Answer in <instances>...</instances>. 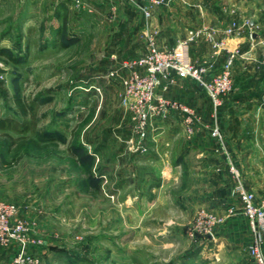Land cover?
I'll return each mask as SVG.
<instances>
[{
    "label": "rangeland",
    "instance_id": "obj_1",
    "mask_svg": "<svg viewBox=\"0 0 264 264\" xmlns=\"http://www.w3.org/2000/svg\"><path fill=\"white\" fill-rule=\"evenodd\" d=\"M10 1L2 4L4 10L0 9V49L9 53L0 55V66L5 69L1 78L8 89V95L0 92V200L18 206L16 219L26 220L29 230L25 237L21 233L0 245V264H199L193 255L184 253L198 249L196 238L202 235L198 224L204 227L202 215L213 213L201 207L195 218L188 219L186 210L178 207L175 199L188 193V179L183 187L170 188L157 206L154 187H121L125 162L119 155L124 152L121 142L127 139L128 149L149 154L152 146L148 139L162 134V129L154 127L155 121L171 111L149 119L145 126L146 150H135L129 140L138 139L137 108L129 107L122 95L117 97L114 118H110L114 133L110 135L119 150L115 151L117 174L111 179L106 174L107 159L98 160L92 144L93 136L108 133L109 104L105 98L98 103L79 79L99 61L104 48L54 44L58 23L71 26L74 17L48 16L50 11L53 13L48 7L53 3L48 0H37L40 4L34 8L30 0ZM169 1L153 5L152 11ZM259 9L264 11L263 0ZM79 18L86 31L91 17ZM111 19L106 12L100 20L109 23ZM259 19L264 25V14L260 13ZM127 35L139 41L137 49L130 43L121 47L126 56L133 58L149 51L150 37L162 49L173 47L161 46L149 31L136 30ZM193 42V62L211 64V73L218 72L223 65L203 58L202 44ZM262 43L255 50L257 64L242 69L238 76L233 73V89L237 83L246 86L247 76L255 74L259 76L255 88L264 91ZM176 80H167L160 87L166 91ZM160 87L152 97L153 104H160L162 98L177 100L161 93ZM16 95L24 98L26 114L15 102ZM120 109L123 113L118 120ZM229 173L235 185L230 165Z\"/></svg>",
    "mask_w": 264,
    "mask_h": 264
},
{
    "label": "crops",
    "instance_id": "obj_2",
    "mask_svg": "<svg viewBox=\"0 0 264 264\" xmlns=\"http://www.w3.org/2000/svg\"><path fill=\"white\" fill-rule=\"evenodd\" d=\"M7 1L0 0V9L4 10L2 4ZM80 1L81 5L76 0H48L53 3L48 5L53 12L50 11L48 16L74 17L71 26H64L63 21L58 23L55 29L58 37L53 39L54 44L71 48L86 45L104 48L99 61L79 79L91 89L98 103L105 98L109 104L106 127L110 132L107 129V135L93 136L92 144L96 146L98 160L107 159L106 174L111 179L117 174L115 151L119 149L110 135L114 133L110 118H114L115 101L122 95L124 79L130 72L125 62L133 58L126 56L121 47L130 43L129 46L137 49L139 42L130 39L128 33L149 31L161 46L172 47L187 37L191 30L198 31L200 33L194 41L202 44V57L209 58L217 66L225 63L231 51L240 49L241 55L237 56L233 67L234 76L257 64L255 50L264 42V29L260 30L263 22L259 19L260 13L264 14V11H259L262 10L259 9L261 0H170L153 11L149 18L140 8L124 0ZM30 2L31 8L40 4L37 0ZM106 12L112 16L109 23L100 20ZM79 16L91 17L86 31L80 26ZM233 22H237L239 28L229 35L225 29ZM215 27L217 32L210 41L209 34ZM217 40H224L225 44L216 46L214 42ZM147 43L145 40L144 44ZM111 71L115 75L110 76ZM246 79L247 85L243 87L237 83L216 109L207 91L197 86L193 79L177 78L168 90L160 87V92L193 107L202 118V127L193 123L195 130L189 133L184 115L172 110L168 116L155 121L154 127L162 129V134L148 139L152 146L149 154L128 149L127 139L121 142L124 152L119 155L125 161L121 187H154V204L157 206L166 198L170 188L183 187V181L188 179L185 187L188 193L175 199L178 207L186 210L188 219L195 218L201 207L211 209L219 218L212 228L214 238L206 240L200 235L196 238L198 249L184 253L189 257L193 255L199 264H253L249 249L254 242V234L240 199L232 193L234 184L229 173L230 163L235 164L244 176L246 187L257 196L264 194V108L261 107L264 105V91L255 88L259 76L249 74ZM260 97H263L261 103ZM118 104L120 107L119 101ZM117 111L119 120L122 109ZM215 125L222 131L221 140L211 135Z\"/></svg>",
    "mask_w": 264,
    "mask_h": 264
},
{
    "label": "built area",
    "instance_id": "obj_3",
    "mask_svg": "<svg viewBox=\"0 0 264 264\" xmlns=\"http://www.w3.org/2000/svg\"><path fill=\"white\" fill-rule=\"evenodd\" d=\"M128 4L137 5L144 15L149 18L152 16V6L164 3L167 0H124ZM81 5L80 0H76ZM237 22L229 25L225 32L233 34L238 29ZM217 29L211 31L209 40L214 39ZM200 32L191 30L187 37L180 39L172 48L162 49L157 42L150 37L149 51L143 55L129 59L125 62V67L129 69V75L124 79V89L122 92L123 101L134 109L136 112L135 119L138 124L135 125V132L138 139L131 138L129 140L135 150L145 151L144 137L146 135L145 126L150 118L156 116H164L169 111H180L184 115V120L188 124V132L193 133L195 127L193 123L202 127V118L197 114L195 109L180 101L160 100V104L152 103V97L155 91L165 81H174L175 78H189L200 83L207 91L214 107L217 109L223 104L224 96L229 94L233 89V65L237 56L241 55L239 48L231 51L229 57L219 69L218 72L211 73V64H196L191 56V46L195 37ZM216 46L225 44L224 40L215 41ZM110 76L115 75L114 71L109 73ZM167 85L164 87L166 88ZM212 137L221 140L222 131L218 125L211 129ZM134 145V146H133ZM230 171L235 179L232 193L237 196L243 207V213L247 218L250 230L254 234V242L249 249L250 257L253 264H264V194H257L249 190L244 181L242 172L235 164L230 163ZM18 206L15 203L0 200V245L7 244L8 241L17 237L21 233L26 236L29 230V223L23 219H16ZM202 223L200 224L201 234L212 232V228L219 221L213 214L205 213ZM213 233V232H212ZM193 235V234H192Z\"/></svg>",
    "mask_w": 264,
    "mask_h": 264
},
{
    "label": "trees",
    "instance_id": "obj_4",
    "mask_svg": "<svg viewBox=\"0 0 264 264\" xmlns=\"http://www.w3.org/2000/svg\"><path fill=\"white\" fill-rule=\"evenodd\" d=\"M4 55V54H9L8 52H6L4 49H0V55ZM5 72V69L3 67L0 66V92L4 95H8V89L5 86V81L3 78H1L2 73ZM15 102L18 104V106L20 107L21 111L23 114L27 113V109L25 108V100L24 98H22L21 96L16 95L15 96ZM6 163H9L8 161H4Z\"/></svg>",
    "mask_w": 264,
    "mask_h": 264
},
{
    "label": "water",
    "instance_id": "obj_5",
    "mask_svg": "<svg viewBox=\"0 0 264 264\" xmlns=\"http://www.w3.org/2000/svg\"><path fill=\"white\" fill-rule=\"evenodd\" d=\"M255 36V35H254ZM202 236L206 239V240H209V239H213L214 238V234L212 232H205L202 234Z\"/></svg>",
    "mask_w": 264,
    "mask_h": 264
}]
</instances>
